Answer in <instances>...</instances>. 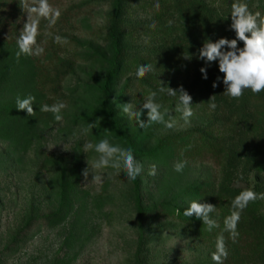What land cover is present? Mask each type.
I'll return each mask as SVG.
<instances>
[{
    "label": "rangeland",
    "instance_id": "374dc122",
    "mask_svg": "<svg viewBox=\"0 0 264 264\" xmlns=\"http://www.w3.org/2000/svg\"><path fill=\"white\" fill-rule=\"evenodd\" d=\"M116 1L47 0L60 16L53 23L51 15L39 18L33 47L43 53L17 57V38L39 0H0V264H215L221 235L227 252L222 264H264L263 91L226 96L217 62L199 58L204 43L235 38L230 25L236 0H202L208 31L204 23L194 24L192 0H158L159 8L157 0H120L117 13ZM241 2L264 19V0ZM112 29L127 51L111 80L110 104L141 172L132 181L123 170L102 169L105 178L97 186L91 182L96 170L87 179L82 171L100 154L85 152L84 144L107 137L126 147L101 104ZM146 63L153 70L136 78L137 65ZM181 87L192 98L187 122L166 91ZM152 91L172 128L148 124L143 104ZM29 95L35 97L31 116L15 103ZM247 98L257 104L250 110L243 104ZM59 102L66 105L60 122L40 111L42 104ZM177 162H185L181 173L173 170ZM255 186L260 194L240 211L233 239L225 225L236 210L233 200L237 191ZM193 200L213 206L207 214L216 222L211 231L203 217L183 215Z\"/></svg>",
    "mask_w": 264,
    "mask_h": 264
},
{
    "label": "clouds",
    "instance_id": "9594fccd",
    "mask_svg": "<svg viewBox=\"0 0 264 264\" xmlns=\"http://www.w3.org/2000/svg\"><path fill=\"white\" fill-rule=\"evenodd\" d=\"M159 8V2L154 5ZM35 14V15H33ZM51 15L50 23L59 18L60 11L53 10L47 0H39L37 7L29 9L30 23L25 25L24 32L17 38V57L24 55H40L43 53V48L36 46V36L38 34L39 18H48ZM260 12H251L247 3L236 0L231 6V29L235 33L234 39L220 38L215 42H206L199 51V58L205 62H217L218 71L223 73V84L226 86L224 94L232 99H239L244 90L248 89L253 94H259L264 91V19H259ZM259 19V23H258ZM171 23V22H170ZM155 27V22L150 25ZM247 34V35H246ZM60 37H56L59 41ZM243 44L242 48L237 47V42ZM225 46L227 51L224 50ZM153 70V65L150 63L137 65L135 77L142 78ZM203 79H207V71L205 68L199 70ZM213 87L216 84L213 83ZM167 95L176 97L175 111L181 114V118L187 122L188 118L193 115L191 108V96L181 87L178 91L171 88L167 89ZM165 89H159V93H164ZM158 96L157 91H152L145 97L143 108L148 109L147 119L148 124L162 123L168 128L173 127V122L164 121L159 109L161 105L156 102ZM34 96L26 98H16V109L23 110L28 116L33 115ZM66 105L63 102L53 105L42 104L40 111L43 113H51L57 122L63 119L62 110ZM211 109L216 108L213 102L209 105ZM121 109L124 113H130L128 105H122ZM137 123L143 128L145 125L139 121V113H136ZM84 151L100 154L99 159H94L90 168H85L82 171V176L87 179L89 172L96 170L92 175L91 182L97 186H102L105 175L99 170L112 169L115 172L123 170L129 180L135 181L140 175L141 166L136 161L131 147H122L118 144L110 143L107 137L100 139L96 143L88 142L83 146ZM185 167V162H177L173 165V170L181 173ZM155 174V171L150 173ZM258 198L257 193L253 190H245L237 195L233 200V208L236 209L226 218V230L230 231L233 239L238 235L236 232V224L240 219V211H242L250 201ZM260 198H264L261 194ZM214 211L210 204H201L197 200L190 201L188 206L183 210L185 217H192L195 213L197 218L203 217L205 225L209 231L216 227V222L209 220L207 214ZM222 257H227V252L224 246V238L221 235L216 241V252L212 254V260L215 264H222Z\"/></svg>",
    "mask_w": 264,
    "mask_h": 264
},
{
    "label": "trees",
    "instance_id": "16d2710c",
    "mask_svg": "<svg viewBox=\"0 0 264 264\" xmlns=\"http://www.w3.org/2000/svg\"><path fill=\"white\" fill-rule=\"evenodd\" d=\"M192 1L194 3L193 6L197 7L196 8V13H195V15L193 17L194 24L196 22H197V24L200 23L199 25L204 23L205 24V26H204L205 30L208 31V27L209 26L206 23L208 21L206 19H205V22H204V20L202 21V16H201L204 13L205 9H206L205 3H203L202 0H192ZM114 6H115V9H116V13H117L120 10V0H117L115 2ZM113 35H114V33H113V29H112L111 32H110V36H111V39H112L113 56H112V58L110 60V71L106 75V78H105V81L103 83L102 90H101L102 110L104 112V116H105V119L108 122V124L112 128H114L117 136L126 145V147H131L132 150H133V153H134V146H133L132 142L130 141L129 138H127L124 134H122L121 130L119 129V127L117 126V124L114 121L112 107H111V104H110L109 90H110V85L112 84L111 80H112V77L117 72V70L119 69L121 57H123V55H124L123 52L127 51V49H125V50L123 49L122 50V48L119 45L118 38L113 36ZM221 74H222V76L224 75L223 73H221ZM262 94L264 95V91L262 92ZM243 104H244L245 108L247 107L249 110L251 108H253L252 106L257 105L249 98H247L245 103H243ZM203 140L206 141V138H204ZM216 141L217 140L213 139V140H211L210 143H214V142L216 143ZM235 158H237L236 155H234L233 157L228 159V165L224 167L226 174L228 172H230L232 167L234 166V163L236 162ZM243 191H245V190H242V191L239 190V191H237V194L239 195ZM253 191L255 193H257V195H259L260 194L259 186H255V189H253ZM182 220L186 221L185 218H183Z\"/></svg>",
    "mask_w": 264,
    "mask_h": 264
}]
</instances>
